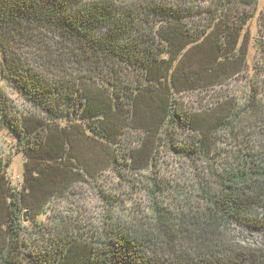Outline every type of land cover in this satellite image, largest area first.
<instances>
[{
  "label": "trees",
  "instance_id": "1",
  "mask_svg": "<svg viewBox=\"0 0 264 264\" xmlns=\"http://www.w3.org/2000/svg\"><path fill=\"white\" fill-rule=\"evenodd\" d=\"M258 2L0 0V77L22 99L0 89V128L26 157L19 191L0 155V264H264V36L248 61ZM158 141L194 168L191 194L167 203L152 177L147 217L109 203L85 236L59 217L24 239L23 211L69 191L71 164L90 180L153 173Z\"/></svg>",
  "mask_w": 264,
  "mask_h": 264
},
{
  "label": "rangeland",
  "instance_id": "2",
  "mask_svg": "<svg viewBox=\"0 0 264 264\" xmlns=\"http://www.w3.org/2000/svg\"><path fill=\"white\" fill-rule=\"evenodd\" d=\"M264 0H259L256 15L249 22L250 46H249V64L252 65L255 60L256 52L259 45L257 41L264 36ZM262 30V32H261ZM264 40V38H263ZM0 89L18 107H21L22 99L19 95L0 77ZM180 101L188 104H196V102H205V95L198 96L184 93L180 95ZM199 100V101H198ZM179 129H177V133ZM164 141H158V148L154 172L144 171L139 174H130L128 171H123L119 175V171L110 169L99 174L94 180L83 177L82 173L77 168L76 163L72 165L70 170V182L74 183L69 191H62L52 198L41 211H31L25 209L22 213V223L26 227L23 237L27 239L30 235H34L33 228L35 222L48 223L59 217L67 218L69 224L73 226L76 234L87 235V226L90 224H98L103 214L110 211L111 206L117 205L121 212H129L133 216L147 217L149 209L152 205L151 201V178L153 177L160 189L157 191V198H164L166 202H179L178 200L185 195L192 193L195 170L191 164L184 159L174 154ZM96 143V142H95ZM101 146L103 144H100ZM125 142H120L114 148L117 153L120 147H124ZM99 146V144H97ZM104 146V145H103ZM0 155L3 159H11L10 165L7 167V176L10 185L21 191L24 182V164L26 157L22 152L16 150V139L4 128H0ZM124 169V167L122 166ZM57 184L54 179L51 184ZM57 192L59 191L58 189ZM163 190L162 193L160 191ZM103 195H107L104 197ZM30 201H35L37 196L27 197ZM76 224L79 226L76 227ZM80 225L82 227H80ZM240 241L253 244L262 239V236L257 234H249L242 229H236L233 232ZM39 237H41L39 235ZM1 240V236H0Z\"/></svg>",
  "mask_w": 264,
  "mask_h": 264
}]
</instances>
